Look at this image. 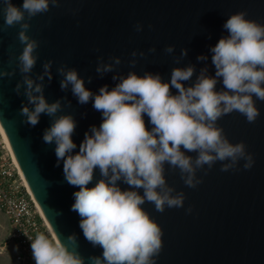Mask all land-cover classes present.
I'll use <instances>...</instances> for the list:
<instances>
[{"label":"clouds","instance_id":"clouds-1","mask_svg":"<svg viewBox=\"0 0 264 264\" xmlns=\"http://www.w3.org/2000/svg\"><path fill=\"white\" fill-rule=\"evenodd\" d=\"M60 3L22 0L17 5L14 0H0L4 17L0 31L19 25L17 39L23 45L18 56L9 57V68L0 67V80L11 79L19 70L22 79L14 92L26 98L20 108L26 125L35 127L42 115L51 119L42 141L55 146L56 166L63 164L65 182L78 189L71 210L80 217L85 240L102 249V254L85 258L78 251L75 233L68 236L69 244L49 228L47 234L28 235L32 257L35 264H156L163 249L162 231L143 205L152 204L163 213L166 208H182L185 202V193L167 182L165 165L178 169L190 188L202 182L197 171L206 165L210 170L219 161L225 172L236 169L241 160L245 170L254 165L246 145L230 142L217 121L232 112L243 115L248 123H255L260 116L256 101L264 102V25L248 19L245 11L227 18L223 24L227 35L209 49L214 75L205 64L191 84H186L196 73L191 63L174 67L170 80H164L150 71L122 75L115 71L121 57L111 56L105 62L100 56L96 73L103 77L115 72L112 80L117 83L111 89L105 84L93 92L76 68L61 64L56 70L62 77L61 91L70 90L79 105L91 103L101 113L102 122L85 132L79 151H75L72 137L77 122L71 113L58 115L71 107V101L65 95L49 102L45 95V79L51 83L54 76L53 61H45L42 71L32 75L40 42L28 34L30 21ZM134 28L142 32L144 25L138 22ZM148 51L155 53L156 47ZM164 52L173 54L175 45H168ZM137 55L144 57L145 53H131L133 68ZM187 55L188 49H181L175 57L177 65ZM208 59L205 54L197 57L198 62ZM92 79L87 77L88 83ZM218 83L222 84L220 90ZM97 170L100 178L89 187ZM121 183L127 188H121ZM186 212L191 213L192 207Z\"/></svg>","mask_w":264,"mask_h":264},{"label":"water","instance_id":"water-1","mask_svg":"<svg viewBox=\"0 0 264 264\" xmlns=\"http://www.w3.org/2000/svg\"><path fill=\"white\" fill-rule=\"evenodd\" d=\"M14 2L20 5L22 0ZM76 9L79 11L74 14ZM241 11L247 13L248 19L264 25V0H61L59 6L50 5L48 12L30 21L28 34L40 42L32 75L42 71L45 61H53L54 76L51 83L45 79V95L49 102L65 95L71 101V107L63 108L58 115L74 116L77 125L72 138L77 144L75 151H79L85 132L102 122L101 113L91 103L79 105L70 90L61 91L62 77L56 71L61 64L76 68L93 92L105 84L111 89L117 83L112 80L115 72L103 77L96 73L100 56L105 62L111 56L121 57L115 71L122 75L133 70L138 74L150 71L159 73L164 80H170L174 67L191 63L196 68L192 80L186 82L191 84L205 64L209 74L214 75L209 49L227 35L223 29L226 19ZM138 22L144 25L142 32L135 31ZM3 23L0 13V26ZM19 30L17 25L0 31V67L9 68V57L22 52L23 45L17 39ZM168 45H175L171 55L164 52ZM153 46L156 52L150 53L148 49ZM183 48L188 49V55L177 65L175 57ZM134 50L143 51L145 56L137 55L133 68L129 62ZM201 54L208 55V61L198 62ZM89 76L93 77L90 83ZM21 79L17 69L11 79L0 80V124L10 150L53 231L69 244L68 236L75 233L81 256L101 255L102 249L93 248L85 240L79 228L80 217L71 210L73 193L78 189L65 182L63 164L56 166L55 146L42 141L51 119L42 115L35 127L23 122L20 108L26 98L14 92ZM221 87V83L216 85L217 90ZM256 103L260 116L255 123H248L238 112L217 121L230 142L246 145L255 161L251 169L245 170L241 160L236 169L225 172L218 161L210 170L207 165L198 170L197 178L202 182L190 188L178 169L165 165L167 182L177 192L185 193V202L182 208H166L163 213L152 204L143 205L162 231L163 249L156 264H264V102ZM99 178L97 170L89 187ZM120 186L127 188L122 183ZM189 207L191 213L186 212Z\"/></svg>","mask_w":264,"mask_h":264},{"label":"built area","instance_id":"built-area-1","mask_svg":"<svg viewBox=\"0 0 264 264\" xmlns=\"http://www.w3.org/2000/svg\"><path fill=\"white\" fill-rule=\"evenodd\" d=\"M0 208L9 220V240L16 247L15 260L18 264H35L32 257L31 240L38 233L47 234L50 228L45 223L39 207L19 166L14 160L0 130Z\"/></svg>","mask_w":264,"mask_h":264},{"label":"crops","instance_id":"crops-1","mask_svg":"<svg viewBox=\"0 0 264 264\" xmlns=\"http://www.w3.org/2000/svg\"><path fill=\"white\" fill-rule=\"evenodd\" d=\"M5 230L6 234V240H9V234H10V225H9V220L3 213L2 209L0 208V231ZM7 244H9L7 246ZM6 244V248L8 249V252H0V264H18L15 260V254H16V247L15 245L10 241Z\"/></svg>","mask_w":264,"mask_h":264},{"label":"rangeland","instance_id":"rangeland-1","mask_svg":"<svg viewBox=\"0 0 264 264\" xmlns=\"http://www.w3.org/2000/svg\"><path fill=\"white\" fill-rule=\"evenodd\" d=\"M5 228L3 230L0 231V252L4 251V252H8L7 248H6V234H5ZM9 244H7L8 246ZM1 257V255H0Z\"/></svg>","mask_w":264,"mask_h":264},{"label":"bare ground","instance_id":"bare-ground-1","mask_svg":"<svg viewBox=\"0 0 264 264\" xmlns=\"http://www.w3.org/2000/svg\"><path fill=\"white\" fill-rule=\"evenodd\" d=\"M0 130H1V132H2V134H3V137H4V139H5V141H6L7 145H8V147H9V149H10L9 142H8V140H7V137H6V135H5V132L3 131L2 127H1V124H0ZM11 153H12V152H11ZM13 157H14V160L16 161L14 155H13ZM16 163H17V161H16ZM17 165H18V164H17ZM19 169H20V168H19ZM20 172H21V174H22V171H21V170H20ZM22 176H23V174H22ZM23 178H24V176H23ZM24 180H25V178H24ZM25 185L27 186L28 190L30 191V188H29V186H28L26 180H25ZM30 192H31V191H30ZM37 205H38V204H37ZM38 207H39V206H38ZM39 210H40L41 214H42L43 217H44V214H43V212H42V210H41L40 207H39ZM47 224H48V223H47ZM48 225H49V224H48ZM49 226H50V225H49ZM50 228H51V226H50Z\"/></svg>","mask_w":264,"mask_h":264}]
</instances>
